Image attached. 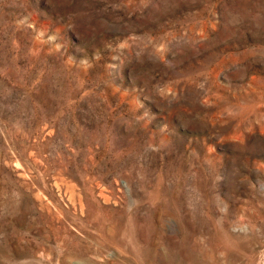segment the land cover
Instances as JSON below:
<instances>
[{
  "label": "rangeland",
  "instance_id": "rangeland-1",
  "mask_svg": "<svg viewBox=\"0 0 264 264\" xmlns=\"http://www.w3.org/2000/svg\"><path fill=\"white\" fill-rule=\"evenodd\" d=\"M0 264H264V0H0Z\"/></svg>",
  "mask_w": 264,
  "mask_h": 264
}]
</instances>
